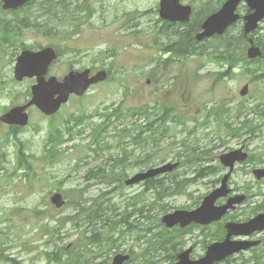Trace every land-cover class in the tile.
Returning a JSON list of instances; mask_svg holds the SVG:
<instances>
[{
	"label": "rangeland",
	"instance_id": "1",
	"mask_svg": "<svg viewBox=\"0 0 264 264\" xmlns=\"http://www.w3.org/2000/svg\"><path fill=\"white\" fill-rule=\"evenodd\" d=\"M52 1V10L49 0H34L16 10H4L0 1V116L25 103L36 83L35 77L19 81L14 76L23 49L58 48L48 76L62 78L70 70L90 68L105 70L109 77L82 97L73 96L56 115L33 107L26 127L0 122V264H67L68 250L83 245L99 256L97 262L108 264L116 254L133 251L126 264H173L189 247L194 248L193 258H199L211 241L222 240V222L264 212V179L253 173L264 167V63H249L248 39L241 47L234 45L241 40V23L227 35L195 39L197 24L219 9L221 0H182L194 9L186 24L165 21L160 0H68L67 17L54 19L63 0ZM239 10L246 14L248 7L242 4ZM251 37L264 43V22ZM229 44L234 45L231 51ZM245 84L250 92L241 96ZM143 105L155 107L151 116L113 119V126L102 131L103 143L91 136L92 126L112 107L127 111ZM165 107L171 112L161 127V121L153 124L160 130L153 133L156 137L142 144L123 138L129 157L115 163L119 138L114 126L146 131L148 122L165 116ZM76 123L77 129L68 134L71 140L47 146L51 128ZM242 146L249 159L236 164L229 186L231 195H245L246 200L207 228L164 231L163 215L197 208L228 171L221 155ZM169 162L180 166L157 178L160 187L125 182ZM55 193L66 199L62 208L51 203ZM225 202L221 198L217 204ZM103 226L100 244H90L86 237ZM108 226L117 232H106ZM161 233L172 235L175 252L157 242L151 246L156 250H147L151 238L154 242ZM250 239L264 240V232ZM252 249L222 264H254L255 253L264 264V243Z\"/></svg>",
	"mask_w": 264,
	"mask_h": 264
},
{
	"label": "water",
	"instance_id": "2",
	"mask_svg": "<svg viewBox=\"0 0 264 264\" xmlns=\"http://www.w3.org/2000/svg\"><path fill=\"white\" fill-rule=\"evenodd\" d=\"M30 0H2L5 10H14L24 6ZM182 0H161L160 15L171 22H187L192 15V6L181 3ZM242 0H227L222 8L211 14L202 24L203 30L196 35L197 40H203L214 34H222L234 23L239 15L235 11ZM253 11L245 16V33L257 28L259 21L264 18V0H246ZM252 46L248 49V56L256 58L262 55L260 47L255 46L253 40H250ZM57 53L52 47H45L38 51L24 50L18 56L15 66V78L23 80L25 77H36L37 83L32 86V98L24 104L13 107L0 117V120L7 124H17L25 126L29 122L27 109L36 105L47 115L56 113L61 105L69 100L72 93L79 96L83 95L86 90L94 83L103 81L107 78V72L101 70L91 76V70L71 71L62 81L55 76L46 79L49 66L56 59ZM249 91V85H245L241 90V95H246ZM247 158V154L242 149L223 154L221 157L225 166L229 167V172L224 176L222 184L207 195L202 204L192 210H177L173 213L166 214L163 222L167 227H174L179 224L182 228L191 223L208 225L214 221H219L230 210L236 207V204L243 202L246 198L244 195L231 197L224 205H217L219 198L225 197L230 193L228 180L236 161ZM178 163H168L159 168H153L145 173H138L128 179L126 184H134L144 179L152 178L160 173L168 172L177 167ZM258 179L264 177V168L254 171ZM52 203L60 208L65 204L61 193H56L51 198ZM227 235L221 242L211 244L206 254L199 259H191L192 248L178 255V261L174 264H214L230 255L247 250L252 246L259 244L260 241L233 240L232 236L242 235L250 236L255 231L264 229V214H259L253 219L243 222H229L226 224ZM130 258L129 255L118 254L114 257L112 264H124Z\"/></svg>",
	"mask_w": 264,
	"mask_h": 264
},
{
	"label": "trees",
	"instance_id": "3",
	"mask_svg": "<svg viewBox=\"0 0 264 264\" xmlns=\"http://www.w3.org/2000/svg\"><path fill=\"white\" fill-rule=\"evenodd\" d=\"M224 1L225 0H221L220 3H223ZM61 4L63 5L62 6V10L58 11V12L56 11L55 15H54V17H52V19H54L55 17H58L59 14H60V16H62L64 18L67 17L69 11L71 10V7H69V6L72 5V2L69 3L68 0H63L61 2ZM54 7H55L54 6V2L52 0H49V2H48L49 10H52ZM49 10L47 11L48 13H49ZM78 11L86 12L87 10L86 9H84V10L79 9ZM75 12H76V9L72 10V12H71L72 15ZM50 13H51V11H50ZM170 25H174V24H170ZM197 26H198V30H199L200 27H201V22L198 23ZM238 37H241V40H237V39H235L236 37H233V39H235V44L234 45H237V47H241L242 43L245 44V39L243 40V38H244L243 33L240 36H238ZM176 44H178V42H176ZM233 46L230 48V44H229L228 45V50L230 49V51H231V49H233ZM253 62L262 63V61L260 59L251 60L249 63H253ZM255 78H257V76ZM154 110H155V107H151L150 105L134 106V107L128 109L127 111H124L120 106L119 107H112V109L110 111L108 110L106 115H104V117H103V119H102V121L100 123H97L96 126H92V128H91V133H92L91 136L94 139H95V137L99 138V141L101 143H103L105 141V137L102 136V131H105L110 126H113V124H111L113 119L119 120V119L126 118L128 116H130V117H134V116H137V117L138 116H140V117L141 116L149 117V116L152 115V112ZM170 112H171V109L165 107V109H164L165 116H163V117L161 116V117H158V118L156 117L153 122H148V125H146L145 127L149 130L150 133H148L145 137H143V134L145 132H148V130L144 131L143 129H141L142 127L139 130L138 128L133 126L134 129L131 130V128H128V127L119 128L118 124L115 125L114 128L116 129V137L119 138V142L117 144L119 146V147H117V148H119V152L116 153L115 157H113L114 160H115V163L116 162L125 163L127 161L128 157H129L127 149L125 147H122V145L124 144L123 141H124V139L126 137L130 136L131 140L133 142H135L136 144H140V143L142 144V143L148 141V139L155 138L156 135H153V133L156 132L157 130L158 131H160V130L159 129H153V124L155 122L161 121L159 123V127H161L162 124L165 123L166 116L168 114H170ZM83 117H84V119H87V117H85L84 114H83ZM76 119L79 120V121L82 120V118L80 116H77ZM78 126H79V124L76 123V124H72V125H70L68 127H65V128H59V127L51 128L50 131H49V142H48L49 144L47 146L50 148V146L53 145V144L58 146L61 143L66 142V140H71L73 137H71V135H68V134H73V132L77 129ZM86 128L83 131H86ZM79 132H81V131H79ZM235 132H237V130ZM66 136L69 139H66ZM49 148H48L47 151H49ZM124 176H126V174L121 175L120 179H122ZM153 183H156L160 187V180L159 179H152V180H149L147 182L148 186H150ZM176 184H177V188H179V184L180 183L178 182ZM164 190H165V192L169 191L168 188H165ZM102 228H104V226L99 229V233L96 232V233L91 234V236L86 237L87 240H89L90 244H93V243L100 244V242H101L100 237L103 235V233H102L103 229ZM107 230H109V232H111V233L117 232L114 229V227H112V226H110V227L108 226L107 229H106V232H107ZM147 230H149V228L146 229V232H147ZM164 231L170 232V230H167V229H164ZM157 236H158V238L154 242H153V239L151 238L150 247L147 248V250H149V252H150V248H153L155 250L157 249L156 247H151L152 244H155V242H157V244L161 248H164V249L172 248L175 251L176 244L173 242L172 235L165 237L163 235V233H161L160 235H157ZM105 239L109 240L110 237L107 236ZM89 243H87V244H89ZM168 245H170L171 247H169ZM84 247H85V245L79 246L78 248L74 247V248L68 250L70 252L68 254L69 260H68L67 264H93V263L106 264L105 261L97 262L99 256L95 255L93 251L87 250ZM254 251H255V249H254ZM51 255H53V254H51ZM60 259H63V257L60 258ZM260 260L261 259H260L259 255L257 253H255L254 256H253L254 264L255 263L259 264L258 262ZM60 262H65V260H62Z\"/></svg>",
	"mask_w": 264,
	"mask_h": 264
},
{
	"label": "bare ground",
	"instance_id": "4",
	"mask_svg": "<svg viewBox=\"0 0 264 264\" xmlns=\"http://www.w3.org/2000/svg\"><path fill=\"white\" fill-rule=\"evenodd\" d=\"M221 7H222V5L220 6V8H221ZM220 8H219V9H220ZM238 40H239V39H238ZM203 41H204V40H203ZM201 42H202V41H201ZM233 44H234V43H233Z\"/></svg>",
	"mask_w": 264,
	"mask_h": 264
}]
</instances>
